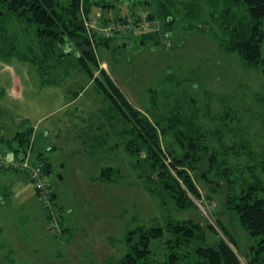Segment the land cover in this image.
I'll return each mask as SVG.
<instances>
[{"label": "rangeland", "instance_id": "obj_1", "mask_svg": "<svg viewBox=\"0 0 264 264\" xmlns=\"http://www.w3.org/2000/svg\"><path fill=\"white\" fill-rule=\"evenodd\" d=\"M97 1L92 16L108 22L122 17L135 23L142 15L164 21L161 2L165 0ZM172 1L173 17H177L171 25L173 32L148 37L143 43L142 33L155 31L152 24L134 29L130 37V31L124 30L109 45H98L101 66L132 106L146 116L154 118L159 112L155 100L175 103L192 97L200 123L215 126L217 122L210 118L230 109L227 125L239 129V136L246 134L254 152L252 158L243 156L238 161L264 163V74L248 68L236 52L222 49L207 30L211 26V30L220 31L207 4L202 3L198 19L191 20L184 17V3L196 0ZM33 30L15 16H9L6 29L0 30V36L7 37L0 53V161L19 145L18 132L32 129L36 149L32 160L48 169L57 215L54 221L51 209L40 200L24 171L0 164V264H122L128 251V232L161 222L167 211L177 219L192 217L204 225L212 224L223 236L215 221L224 209L222 192H211L198 182L205 197L203 204L196 201L198 209L180 210L171 201L164 209L159 195L146 188L141 172L134 167L135 158L117 136L110 135L100 146L94 143L93 135L102 132L97 131L100 123H105L104 135L111 130L107 121L111 101L99 93L85 69L55 70L45 64L39 69L22 60V53L28 54L29 48L38 50ZM10 40L18 47L13 55L8 54ZM186 108L193 106L186 103ZM227 133L229 140L238 138ZM116 142L119 145L111 148ZM14 153L18 157L23 154ZM110 166L118 169L119 175L114 182L102 181V169ZM259 173L264 177L261 167ZM222 218L237 238L242 262L247 264L253 239L235 216L223 212ZM207 235L210 243L217 241V234L208 230ZM163 245L160 240L152 243L154 257L159 260L164 256Z\"/></svg>", "mask_w": 264, "mask_h": 264}, {"label": "trees", "instance_id": "obj_2", "mask_svg": "<svg viewBox=\"0 0 264 264\" xmlns=\"http://www.w3.org/2000/svg\"><path fill=\"white\" fill-rule=\"evenodd\" d=\"M165 1L161 2L164 19L161 23L153 15L136 18H145L155 27L153 32L140 34L143 43L148 37H163L173 32L171 25L177 21L176 15L175 19L173 17L174 3ZM97 3V0H0V30L6 29L9 16H15L34 28L38 45L37 51L29 48L28 54L22 53V60L34 63L39 69L45 64L49 69L81 68L90 73L99 93L111 101L107 109L111 130L107 129L104 135L105 123H100L97 131L102 132L97 137L93 135L94 143L100 146L107 143L110 135L117 136L124 150L135 158L134 167L141 172L146 188L159 195L164 209L168 201L180 210L198 209L196 201L203 204L205 200L198 182L207 185L211 192L223 194L224 209L215 218L223 236L218 235L212 224L204 225L192 217L177 219L167 211L161 222L143 224L128 232V251L121 263L243 264L238 240L222 218L225 212L235 216L253 239L246 254L247 264H264V177L259 173L260 167L264 173V163L238 161L243 156L252 158L254 155L250 139L244 133L239 136V129L227 125L230 109L210 118L217 122L215 126L201 124L193 105L196 99L192 97L175 103L155 100L154 106L159 112L154 118L132 106L110 73L101 66L96 53L98 45H109L122 31L112 36H103L97 31L90 35L85 26V19L92 17L91 9ZM202 3L209 6V16L220 31L211 30V26L207 30L219 40L222 49L236 52L248 68L264 74V0H196L184 3V17L198 19ZM113 22L128 24L130 21L122 17L112 22L102 19L104 25ZM129 31L128 37L135 34V30ZM4 38L1 34L0 53L6 47ZM9 44L8 54L18 53L12 40ZM186 103L193 109L188 110ZM227 132L235 133L238 138L229 140ZM32 135L30 128L19 131V145L12 151L26 150ZM32 145L33 155V151L36 154L34 141ZM117 145L119 142L111 148ZM46 165L49 168V163ZM119 173L114 167H105L100 178L114 182ZM52 199L55 204L54 190ZM206 199L211 200V196L207 195ZM208 230L217 234L215 243L209 242ZM154 240L164 244V256L160 260L154 257Z\"/></svg>", "mask_w": 264, "mask_h": 264}, {"label": "built area", "instance_id": "obj_3", "mask_svg": "<svg viewBox=\"0 0 264 264\" xmlns=\"http://www.w3.org/2000/svg\"><path fill=\"white\" fill-rule=\"evenodd\" d=\"M153 22L143 18L135 20V23L129 22L128 24H116L115 22L104 25L102 19L98 17H91L85 19V26L88 33L91 35L93 31H97L98 34L105 36H112L118 31L139 29L142 30L147 25H151ZM34 139H32V142ZM32 142L29 144L26 150L20 149L19 153H23L18 157V154L10 152L5 158H2L0 164L5 163L7 165H13L15 168H19L24 171L32 180L34 187L36 188L40 200L45 206L51 209V216L56 221L57 211L53 210L54 201L52 199V185L48 177L47 169L41 162L34 163L32 160Z\"/></svg>", "mask_w": 264, "mask_h": 264}, {"label": "crops", "instance_id": "obj_4", "mask_svg": "<svg viewBox=\"0 0 264 264\" xmlns=\"http://www.w3.org/2000/svg\"><path fill=\"white\" fill-rule=\"evenodd\" d=\"M16 75H14V81L15 82H17V83H19V79L17 78V76L15 77ZM15 88H17V85H16V87ZM12 92H15V94H18V91H17V89H12ZM48 136H49V134H47Z\"/></svg>", "mask_w": 264, "mask_h": 264}]
</instances>
